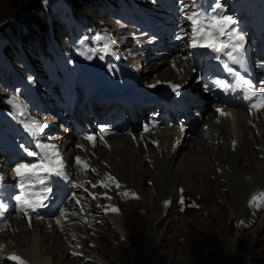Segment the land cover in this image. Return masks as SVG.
Listing matches in <instances>:
<instances>
[{"label": "rangeland", "instance_id": "374dc122", "mask_svg": "<svg viewBox=\"0 0 264 264\" xmlns=\"http://www.w3.org/2000/svg\"><path fill=\"white\" fill-rule=\"evenodd\" d=\"M197 1L122 0L123 5L120 3L111 9H104L95 16V19L88 17L94 28L88 34L82 26L81 28L77 25L72 18L71 9L65 6L62 0H0V49L4 51V48L10 47L14 56L9 77L7 75L9 70H3L4 66L0 59L2 96L0 108L5 111L8 120V124L0 123V171L11 181L14 180V183L19 182L14 169L22 163H28L31 157L27 155L28 152L38 153L36 133L33 134L31 130L33 122L42 120L47 125L55 126L58 114L66 117L67 111L64 110L69 108L79 110L82 103L86 102L88 106L91 98L87 101V96L91 97L93 92L91 87L97 88L98 84V87L106 88L105 81L111 74L120 79V75L126 72V63L131 67L133 65L129 57L141 54L143 57V63L140 61L141 67L148 68L147 76L148 79L152 78V82L163 79L162 75L166 76L169 70L171 77L178 79L173 68L168 67L167 60L163 58L157 64L151 60L161 59L159 54L167 56L170 49L162 42L163 34H166L169 47L173 46L170 41L172 37L167 33L170 26L174 27L173 22L181 16L192 15ZM207 1L210 2L208 9L210 17H231L234 21L227 0ZM250 5L259 10L264 7V0H250ZM198 8H204L202 3ZM67 14L74 27V35L70 32L69 24L60 20L61 18L65 20ZM39 22L46 25L62 24L67 33L66 37L60 32L49 35L40 33L32 38L28 49L23 48L13 34L10 24L22 26V29L26 30L28 25ZM22 52L27 57L23 56ZM29 53L32 57H29ZM90 58L93 61L87 64ZM170 58H173V54H170ZM8 64L10 66V63ZM78 104L80 105L77 106ZM207 123L205 126H208ZM44 126L42 129L45 131L48 126ZM79 129L77 132L85 135V132ZM61 130L63 133H69L66 128ZM70 133L75 132L70 130ZM100 133L98 132L97 136V148L102 147L103 140L99 139L110 138L109 133L103 132L102 135ZM124 135L116 139L130 138ZM198 136L199 134L194 138ZM47 140L50 142L51 138L45 141ZM208 140L207 142H210L212 139ZM160 141L162 140L157 139L158 145L153 141L149 148L157 150ZM210 144L214 146L212 152L221 153L219 141H211ZM149 148L145 149L147 155ZM251 149L259 151L260 147L253 146L246 153L242 152V157L237 160V164L240 163L241 169L238 171L241 174L232 166L233 173L230 172L231 174H227L225 178L223 169L229 168L226 164L228 156H224V152L221 153L225 162L216 160L214 155L210 156L207 158L212 168L210 172L205 176L198 175L192 178V187H184L181 181H171L168 195L163 198L157 197L160 206L157 207L158 211L157 209L154 211L155 173L149 156L146 155L148 157L146 169L134 171L132 168L133 174L130 175L137 185L142 176L147 174L143 178L145 189L142 191V197L141 190L138 193L135 189L128 188V184H124L122 189H125L116 193L120 201L107 205L101 184L93 182L98 179L95 172L89 170L83 172L80 169L81 163H78L76 158L78 156L81 159L82 154L73 143L74 155L71 165L73 171L70 175L75 177L78 173L80 178L71 181L73 190L68 186L66 192L68 202L62 205L58 216L52 218V227L46 224L49 229L56 228L57 231L60 229L63 239L62 246L54 248L55 259L52 264H233V262L264 264V203L260 201L253 203V197L261 194L260 189L257 187L255 192H248L243 208L235 203L241 197L234 186L235 179L241 175L250 176L251 171L256 172L258 168ZM235 150L236 148L232 147L234 157L238 154ZM183 153L176 160L172 173L184 165L183 160L185 161L186 156H190L188 151ZM40 156H34L32 160L34 164L39 162ZM197 158L192 154L188 159L190 162L193 159L194 164ZM88 160L89 158L87 162ZM261 160L263 155L258 157V161ZM102 162H98L97 165L104 167ZM234 175H237V178ZM84 177L87 178L86 182ZM171 177L173 179L174 175L171 174ZM129 203L133 206H129ZM112 209L118 210L116 214L122 219L125 227L109 219L107 213L114 214ZM121 209L124 210V214L126 212L125 215ZM59 219L62 221L59 222ZM169 227L174 231H168V234L164 235ZM52 230H49V233ZM16 238L11 231L12 245L18 243ZM53 244H58V240L49 239L45 242L44 251H51ZM4 248L3 244L0 247V264H19V261L11 259L17 256L15 248L10 245L6 251Z\"/></svg>", "mask_w": 264, "mask_h": 264}, {"label": "bare ground", "instance_id": "6f19581e", "mask_svg": "<svg viewBox=\"0 0 264 264\" xmlns=\"http://www.w3.org/2000/svg\"><path fill=\"white\" fill-rule=\"evenodd\" d=\"M202 6L204 7L203 4ZM68 16L69 15L67 14L65 20L64 18H61L60 20L65 21V24H69V28L73 30L71 21H69V19L67 18ZM1 49H0V59L2 61V65L4 66L3 70L6 71L9 67L8 66L9 60L7 59L4 51H2ZM258 49H259V52H258L259 55L257 56V58H259V61L264 62V52L260 54V52L264 51V49L261 46ZM91 61L93 60L90 58L87 64L91 63ZM176 63L182 64V61L179 60V61H176ZM92 65L93 64H91V66ZM173 72L175 75L178 76L177 78L181 76V79H179V81L180 80L188 81V79L186 80L185 75H182V74L179 75V73L176 70ZM262 72H264V69ZM162 77L163 78L169 77V79L174 78V77H171L170 70L167 71L166 76L162 75ZM104 79L105 78H103V80ZM105 82L107 86L116 85V80H114L111 76H107V79ZM254 98H258V95H254ZM259 103L260 101H256L255 105H258ZM207 112H208L207 113L208 116L213 113L211 108L209 107H207ZM253 117H251L246 112H243L241 110H230V112H228V116H226V114L224 113L220 115H214L210 123H207L209 124L208 129L202 130L196 139L194 138V131H188L182 138L181 144L176 145V146H173V144L175 143H173L172 141V138L175 135L174 131L172 130L161 131L160 133L157 134V138L159 140H162L160 141V145L158 146L159 148H157V150L155 149L153 150L149 148L151 141L154 140V138H151V137H150L151 139L145 138V137L144 138L139 137L136 140L135 139L132 140L131 138H124V137H123L124 139L119 138L120 140L112 138L108 140V145H110L111 147L106 146L104 149L97 148L96 146H95L96 148L94 149L93 146L88 145V144H86L84 148L81 145L80 147L82 148L81 150L82 158L80 161L83 162L81 163V165L84 168L83 172H86L87 170L95 172V175L97 176L98 179H95L93 182H95L96 184H101L100 187L103 188L104 199L107 202V205H112L120 201V198L119 199L117 198L116 193L122 192L125 189V188L122 189L124 187V184L125 185L128 184V188L135 189L138 193H140V190H141L140 194L142 197L143 195L142 191L144 192V189H145V185L143 184V178L147 176V174H144L142 176L141 181H138L137 185L134 183V180L130 178L131 177L130 175L133 174L132 168H134V171L135 170H145L147 166L146 165V160L148 158L147 156H149L150 158L149 162L151 166L154 167L153 170L155 173V175L153 176V189L156 192V195H155L156 197H153L154 198L153 204L155 205L153 210L156 211L159 205V203H157V200H159L158 198H163L168 195V191L171 189L169 186V183H171V181L173 180L181 181L184 187H192V183H191L192 178L194 179L198 175L205 176L206 173L212 170V168L210 167L207 161V158H209L210 156L214 155L216 157V160L221 161V162L223 160V157H222L223 155L221 153L224 152L225 153L224 156L226 157L228 156V159H227L228 162L226 164L228 165L229 168L223 169L224 170L223 177L225 178L226 175L229 174L230 172L233 173L234 168L232 166H234L237 169V171L238 169H241L240 163L237 164V160L242 157V152L246 153L247 150L253 146L260 147L259 151L251 149L254 155V160L258 163V168L255 170L256 172L252 170L250 173V176L241 175L238 178H237V175H234V177L237 178L235 179L234 186L238 189V193H240V196H241L235 201V203L239 207L243 208V205H244L243 202H245L246 197H248V192H253V191L255 192L258 187L260 189V192L264 193V187H261V185L264 186V112L258 115L257 117H254V118ZM251 119L254 122V127L248 124V121ZM43 132L44 130L42 129L40 133H43ZM208 132L209 134L207 135ZM70 137H73V138L69 139V137H67V140L64 143V147L67 149L68 155L73 154L72 153L73 143L75 141H77V145L84 143V139H83L84 137L81 138L77 135L70 136ZM208 139H212L211 140L212 142H217V141L220 142L219 151L221 153L212 152V149H214V146H212L213 143L210 144L211 141L207 142L209 141ZM235 141L238 143V145L236 146V150H235L238 153L236 157L232 155L233 151L231 147V143ZM87 142L92 144L90 140ZM222 143L224 144L225 148H223ZM74 146H75V143H74ZM145 147L149 148L148 155H147V152L145 151L146 149ZM201 147H202V150H201ZM186 151L189 152L190 156L194 154V157H198L195 163L192 164L194 160L192 159V162H190L188 159L190 156L188 157L186 156V158H184L185 161L183 160L184 165L180 167L178 166L179 168L175 172L172 173L171 170L176 164L177 162L176 160L181 155V153L186 152ZM199 151H201L200 154H198ZM195 155H199V156H195ZM260 155H263V160L258 161V157ZM86 158L87 159L89 158V160L91 161L88 160L87 162ZM225 161L226 160H223V162ZM98 162H102L104 164V167L98 166L97 165ZM191 166H193L194 169H192ZM229 169L230 171H228ZM200 170H202L203 173ZM171 174L174 175L173 179L171 177ZM109 177L114 178V180L109 179ZM83 179L86 182L87 178L84 177ZM7 181L9 182V178L1 177V180H0L1 190L0 191L9 188L10 182L8 183ZM50 188H47V187L44 188L45 194H48L46 190L47 191L51 190ZM80 188H82V186ZM164 190L165 192H163ZM131 191H127V192L130 193ZM231 192H232V188H231ZM37 194H38L37 191H32L28 193L25 201L32 203V205L34 206L39 205L42 202L41 200L43 198L37 196ZM129 206H133V205L129 203ZM22 207H23V204L20 203V209ZM123 211L124 210L121 209L122 214L125 215L126 212L124 214ZM107 214H109L108 215L110 216L109 219L113 221L114 223L121 225L122 227L125 225L124 222H122V219L119 217V215L116 214V211H114V214L112 212L107 213ZM60 220L61 219H59V222ZM55 222H58V221H55ZM150 223L152 224V221H150ZM13 225L15 226V229H17V231L13 230L14 231L13 235L15 237L17 236L15 240H17L18 243L13 244V245L11 244L13 242V240L10 239L11 233L4 236L3 239L0 240V246L2 247L4 244L5 251L7 250L8 245L15 248L17 257L19 256V258L22 261H24L26 264H52L54 262V259H55V253H53L54 248L62 246L61 242L63 239L61 237L62 233L59 232L60 229L58 231L56 230V228H53V230L51 228L49 229L47 225L42 222H39L33 225V227L31 228L32 230H30L27 227H24V225L18 221H15ZM159 226L160 225H158L157 227L159 228ZM65 227H68V225ZM49 230H52V232L49 233ZM171 230L174 231L172 227L167 228L166 233L164 235L168 234L167 232ZM175 232L178 233V230L176 231L175 229ZM49 239L54 240V241L58 240V244H53V246L51 245L52 246L51 251L45 252L44 243L47 242Z\"/></svg>", "mask_w": 264, "mask_h": 264}, {"label": "snow or ice", "instance_id": "6c2138e0", "mask_svg": "<svg viewBox=\"0 0 264 264\" xmlns=\"http://www.w3.org/2000/svg\"><path fill=\"white\" fill-rule=\"evenodd\" d=\"M198 18H199V14H197V13H194L192 17H189V19L192 20L194 26L197 24ZM205 20L207 21V30H205L204 25L202 24L199 29L194 27V32H204V34L206 36L209 35V33H210L211 37L213 39H216V38H218V36H221V35H229V32L227 30L229 29V27L232 24L235 23L231 17H224V16L205 17ZM235 39L237 41L241 42V44L238 45L237 47L238 48L242 47V42H243L244 37L240 34H236ZM194 46H195V41H194ZM207 46L214 48V50H216V51H221L222 47H227V45H222V47H216L215 43H209ZM229 71H231V69H229ZM222 86L226 87V85H222ZM249 98H251V97H249ZM253 107L255 108L256 105L254 104ZM260 107H264V97L261 98ZM42 127L43 126L38 125V122L34 121L32 126H31V130L33 131V134H35L36 132L41 131ZM87 139L91 140L92 137H87ZM38 147H43L46 149L49 147L54 148L55 146L44 145V146H38ZM27 155H29V156H40L39 153H35V152H28ZM53 155H57V154L53 153ZM49 160H50V158L45 154L43 156H40L39 162L36 164H20V165H18L14 169V171H15L17 177L21 178V187H23L24 182L28 181V180H36V181L43 182V179L45 177L42 176L41 173H52L53 171H55V175H58V176H64L65 175L63 170H62L63 169L62 163L59 165V170H53L52 168L46 166ZM77 162L83 163L82 161H80V159L78 157H77ZM109 179L114 180V178H112V177H109ZM105 186H107V185H105ZM16 199L18 201H20L22 204H27L28 207L33 208V210H35L34 206L30 202L23 200V198L21 196H17ZM257 201L264 203V193H261L258 196L253 197V203H256ZM257 206L259 207L260 204L258 203ZM112 210L118 211L117 209H112ZM11 259L19 261V264H24V262L17 256H13V257H11Z\"/></svg>", "mask_w": 264, "mask_h": 264}, {"label": "trees", "instance_id": "16d2710c", "mask_svg": "<svg viewBox=\"0 0 264 264\" xmlns=\"http://www.w3.org/2000/svg\"><path fill=\"white\" fill-rule=\"evenodd\" d=\"M69 7L73 10V13L75 17L80 19V14L94 18L102 9H107L108 4L115 3L118 0H64ZM86 7V9H83ZM10 27L12 28L13 34L17 39L24 45H28L32 38H34L36 35L41 33H46L48 29V25H46L43 22L39 23H33L31 25H28L26 30L22 29V26L16 25V24H10ZM52 27L54 28V32L57 33L59 30L64 35L63 27L58 23H53ZM2 103V96L0 95V105ZM233 264H238L237 262H233Z\"/></svg>", "mask_w": 264, "mask_h": 264}]
</instances>
